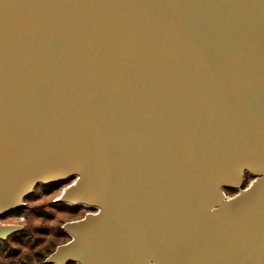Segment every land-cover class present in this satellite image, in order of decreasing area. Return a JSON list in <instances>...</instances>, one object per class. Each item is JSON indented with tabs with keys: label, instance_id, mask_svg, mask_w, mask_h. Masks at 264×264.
Wrapping results in <instances>:
<instances>
[{
	"label": "water",
	"instance_id": "water-1",
	"mask_svg": "<svg viewBox=\"0 0 264 264\" xmlns=\"http://www.w3.org/2000/svg\"><path fill=\"white\" fill-rule=\"evenodd\" d=\"M71 178L47 264H264V0H0V217Z\"/></svg>",
	"mask_w": 264,
	"mask_h": 264
},
{
	"label": "rangeland",
	"instance_id": "rangeland-1",
	"mask_svg": "<svg viewBox=\"0 0 264 264\" xmlns=\"http://www.w3.org/2000/svg\"><path fill=\"white\" fill-rule=\"evenodd\" d=\"M251 180L247 184H244V187H246L251 182ZM63 182L65 183H62L59 187H57L55 192L52 193H44L43 191H37L36 189L34 195L36 194L37 198H34L32 202H29V204L33 208H37L39 212L43 211L51 214L52 219H46L43 216H40L38 213H33L31 216H28V218L26 216H23L0 219V224L18 225L28 230V237L26 238L27 244L23 247H20V254L18 256L24 257L26 254H29L28 257L32 258L31 262H37L34 258V253L36 251H40L43 256H46L48 255L47 253L49 251L47 249L52 247L55 248L56 246L61 245L64 241H66V236L61 237V240L55 241V245L52 246L51 241L54 237L55 232L59 230V227L63 226V224L66 222L79 220L85 215V212L88 209H80L75 216L68 217L67 211L58 210L51 206V203L58 199L68 186L73 184L74 179L71 178ZM37 228H46L47 231L42 234L41 231H37ZM22 251L24 252V254L21 255ZM1 252L3 253H0V262H3V264H12V255H10L8 258H4L5 252Z\"/></svg>",
	"mask_w": 264,
	"mask_h": 264
},
{
	"label": "trees",
	"instance_id": "trees-1",
	"mask_svg": "<svg viewBox=\"0 0 264 264\" xmlns=\"http://www.w3.org/2000/svg\"><path fill=\"white\" fill-rule=\"evenodd\" d=\"M251 179L252 178L250 176H247L245 184H247ZM62 183H65V182H58V183L49 184V185L37 186L34 189V192L32 193V195H29L24 200V202L26 204H28V206L23 211L24 212L23 215L28 218V216H31L33 213H38L40 216H43L46 219H52V215L51 214H48V213L43 212V211L39 212L37 210V208H33L29 204V202H32V200L34 198H37L36 194L34 195L36 189H37V191L41 190L44 193H52V192H55L57 187H59ZM226 193H227V195H233V194H235V191L227 190ZM51 206L56 208V209H58V210L67 211L68 212V217L75 216L79 212V210L83 208V207H77V206L76 207L69 206V205H65V204H62V203H59V202H55V201L51 203ZM9 216H13V215L6 214V215L0 217V219H5V218H8ZM27 231L28 230L26 228L25 229L23 228L21 231L9 236L6 240H1L0 241V253H3L1 251L5 252L4 253V255H5L4 258H8L10 255H12L11 256L12 257V260H11L12 264H47V263H44V260L46 259V256L44 257L43 254L40 251H36L34 253V258H35V261H37V262H31L32 258L28 257L29 254H26L24 257L18 256L20 254L19 253L20 247H23V246H25L27 244V242H26V238L28 237V232ZM37 231H41V233L44 234L47 231V229L46 228H37ZM64 236H66V235L64 234V232L59 227V230H57V232H55L54 237H53V239L51 241L52 242V246L55 245V241L61 240V237H64ZM53 248L54 247L47 249V250H49L48 253H47L48 256L54 251ZM6 251H7V253H6ZM22 254H24L23 251H22L21 255ZM0 264H3V262H0Z\"/></svg>",
	"mask_w": 264,
	"mask_h": 264
},
{
	"label": "flooded vegetation",
	"instance_id": "flooded-vegetation-1",
	"mask_svg": "<svg viewBox=\"0 0 264 264\" xmlns=\"http://www.w3.org/2000/svg\"><path fill=\"white\" fill-rule=\"evenodd\" d=\"M246 179H247V176H246ZM245 179V180H246ZM246 182V181H245ZM229 196H232V195H229ZM27 204L25 203V206L23 207V208H21L20 210H18V211H14V212H10V213H7V214H10V215H13V216H9V217H23L24 215V210H25V208H27ZM82 209H88L86 212H85V215L86 214H89V213H95V211H93L92 209H89V208H85V207H83ZM81 209V210H82ZM6 215V214H5ZM84 215V216H85ZM4 216V215H3ZM2 217V216H1ZM82 219V218H81ZM80 220V219H79ZM76 221H78V220H76ZM62 227V226H61ZM61 227H60V229H61ZM23 229V228H22ZM21 229V230H22ZM20 230V231H21ZM62 230V229H61ZM63 231V230H62ZM64 232V231H63ZM64 234L66 235V237H67V239H66V241H64L62 244H65V243H67V242H69L70 240H71V237L70 236H68L65 232H64ZM61 244V245H62ZM58 246H60V245H58ZM58 246H56V248L58 247ZM56 248H54V250L56 249ZM54 252V251H53ZM44 263H45V260H44ZM66 264H74V263H66Z\"/></svg>",
	"mask_w": 264,
	"mask_h": 264
}]
</instances>
